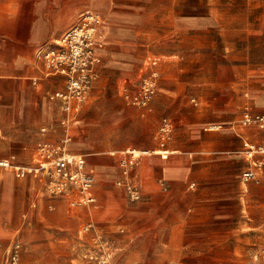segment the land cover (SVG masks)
Instances as JSON below:
<instances>
[{
  "label": "crops",
  "instance_id": "0c3cea01",
  "mask_svg": "<svg viewBox=\"0 0 264 264\" xmlns=\"http://www.w3.org/2000/svg\"><path fill=\"white\" fill-rule=\"evenodd\" d=\"M139 1L0 0V155L9 156L6 159L16 165L34 166L38 156V146L43 143L56 144L65 135V129L59 123L62 116L59 104L49 99L50 94L64 89L65 79L61 76H48V70L39 58L38 52L49 49L54 43L59 42L65 33L78 26L83 13L93 12L104 22V47L97 50L100 60L110 63L119 61L123 71L134 68V63L131 62L135 59L134 56L115 53L114 57L106 54L104 48H111L121 41H126L127 38H133L135 41L143 38L141 31L138 30L143 13ZM178 5V1L173 0L166 17L170 35L193 33L195 30L209 32L214 26H218L222 28L221 34L224 37L231 33L232 28L235 35H237V28H241L248 30L255 37L258 35L264 37V0H249L244 10L247 14L243 19L241 17V24L237 21V25L233 26L229 22L218 23L219 21L211 14L209 0H206V16L199 18L178 17ZM106 23L107 31H105ZM127 27L133 30L129 31ZM102 62L97 68L101 79L106 66V62ZM160 62L158 58H148L145 62V70L161 74L159 72ZM233 72L237 78L236 64L233 65ZM226 93L229 95L227 101L213 106V109L208 106L209 111L216 114L214 121L210 122L209 116H203L207 123L193 121L186 125L185 132L189 136V143L180 144L172 151L166 150L169 156L164 157L165 159L156 154V151L160 149H154L157 147L155 142L158 141V135L153 138L154 142H148L147 148L151 149L128 148L121 152H111L109 155L108 151L100 152L92 141V131L76 125L78 122L86 123L88 120L83 113L92 97L90 96L77 114V120L71 128L73 141L69 149L74 154L84 156H86L85 150L90 152L98 177L91 191L92 195L95 198L98 195L100 201L103 197L101 195H105L110 199L111 205L102 216L103 219L100 220L92 215L91 210L103 211L106 208L103 201L100 207L96 205L98 201L96 198L95 205L72 208L71 203L78 200L79 195L73 193L61 196L67 203L71 217L76 218V222L77 219L82 220L81 229L86 223L94 222L96 230L111 242L113 247H116L127 263L136 261L138 255L132 246V233L130 235L119 233L121 224L118 220L123 212L122 207L130 208V206L125 204L123 193L112 188L110 182L117 175L116 169L112 168L117 167L113 164L115 158H118L119 162L121 154L127 150L150 151L153 154L142 157L135 165L140 167L138 170L139 184L145 193L153 196L159 191V181L167 182L170 207V218L157 217L153 222L154 232L159 241L155 248L154 264H176L178 261L180 264H237V250H244L245 246L238 245L239 248H237V227L228 231L224 228L229 219H237L235 167H237V162H243L246 164V171L250 167V162L246 157L244 161L241 153L237 154V131L231 125L235 121V116L232 115V104L237 105V98L231 91ZM249 93L258 96L264 93V87L254 82L250 86ZM222 94L225 95V92ZM254 99L247 98V101L256 108L264 109V104H257ZM153 108L149 112H152ZM139 109L143 110L142 115L145 116L148 109ZM201 125L209 127L220 125V128L214 126L212 129L200 130ZM225 135H233L234 142L229 144L221 142L220 139ZM240 136L244 144L264 142V131L257 127L242 131ZM85 145H89L91 149L89 150ZM13 149L17 150L15 154L12 152ZM86 159L87 167H89L87 156ZM230 166L234 167L232 176L226 175ZM166 170L171 171L168 178ZM223 171L225 174H221ZM33 178L44 183L42 179L35 176ZM231 179H233L232 182ZM253 184L257 185V192L262 194V197H259L255 203L254 218L248 214L249 202L246 201ZM246 186L243 193L245 211L242 210L241 213L245 214V218H249L247 224L251 225V228L244 232L250 233L254 237L253 240L257 241L264 237L262 234L264 232V170L259 182L252 181ZM152 199L148 202L151 208L156 205L155 196ZM151 214L155 213L151 212ZM167 218L169 219L168 224L164 223ZM63 225L65 228L74 227L69 220H65ZM2 229L5 232L3 237H5L9 231L5 227ZM192 235L194 237H191ZM78 236L80 243H84L89 238L83 235L81 230ZM166 236L168 243L164 245L162 243ZM262 247L264 245L251 248L249 255L253 250ZM166 249L171 250L174 257H167L164 254Z\"/></svg>",
  "mask_w": 264,
  "mask_h": 264
},
{
  "label": "rangeland",
  "instance_id": "374dc122",
  "mask_svg": "<svg viewBox=\"0 0 264 264\" xmlns=\"http://www.w3.org/2000/svg\"><path fill=\"white\" fill-rule=\"evenodd\" d=\"M172 1H139L143 13L138 30L141 31L143 38L138 41L127 38L126 41H121L111 48H104L106 54L111 56L115 53L134 56L135 59L131 60L134 68L123 71L119 61L110 63L103 60L104 63L106 62L104 75L94 84L90 93L92 97L83 113L88 120L86 123L78 122L76 125L92 131L93 143L100 149V152L108 151L109 155L111 152H121L128 148L151 149L147 148L148 142H154L153 138L158 135L163 121L169 119L174 123L173 132L164 148H161L160 143L156 141L157 147L154 149L172 151L180 144L189 143V136L185 132L186 125L193 121L207 123L203 116H209L210 122L214 121L216 114L209 111L208 106L213 109V106L227 101L229 95L226 92L231 91L237 98V105L232 104V115L235 116V121L231 125L237 131V154L241 153L245 161L244 140L240 135L242 131L254 129V127L243 126L244 114L246 112L253 115L264 114V109L256 108L247 101V98L256 97L254 100L257 104H264V93L258 96L249 93L250 86L254 82L264 87V37L260 35L255 37L248 30L241 28H237V35L232 28L231 33L224 37L221 34L222 28L218 26H214L209 32L195 30L193 33L170 35L166 17ZM177 1L179 3L178 17L206 16V0ZM209 1L211 14L219 21V24L229 22L233 26L237 25V21L241 24V17L243 19L247 14L244 10L249 0ZM105 29L107 31V23ZM127 29L133 30L131 27ZM175 56L178 58H174ZM148 58L161 60L159 65L161 80L158 96L154 98L150 106L154 108L152 112H149L151 108L147 107L148 111L143 116V110L129 103L125 96L127 93L137 95L142 80L150 74L145 70V62ZM234 64L237 65V78L233 72ZM98 81L100 82L94 89ZM236 82L237 89L235 90ZM222 92H225V95ZM214 126L220 128V125H211V127L201 125L200 130L212 129ZM220 141L229 144L234 142V138L233 135H225ZM85 147L91 149L89 145ZM16 151L13 149L12 152L15 154ZM84 154L88 157V170H94L90 152L85 150ZM8 157L0 155V159ZM113 164L117 166L112 167L116 169L117 175L111 180L110 185L123 193L125 204L130 206V208L127 207L128 209L126 206L122 207L123 212L118 220L121 224L119 233L122 235L132 233V246L137 251L138 257L136 261L127 263L116 247L108 241L112 246L110 249L111 263L154 264L155 248L159 241L154 232L153 222L157 217L170 218L169 185L167 182L159 181V191L150 196L139 184L138 170L140 167L134 166L131 170V179L140 189L141 197L133 202L124 188L118 186V182L122 179L118 158L114 159ZM245 165L243 162H237V167H235L237 219H229L224 229L228 231L237 227V248H239L238 245L245 246L244 250H237V264H254L249 250L264 245V237L254 241L250 233L244 232L251 228V225L247 224L249 218H245V214L241 213L242 210L245 211L243 193L246 187L243 186L242 181ZM233 169L234 167L230 166L226 175L232 176ZM2 171L0 170V264H4L6 252L14 243H19L22 247L20 264H98L95 260H89L92 259L91 256H95L90 253V239L87 238L84 243L79 241L78 232L81 230L82 220L77 219L76 222V218L71 217L63 198L53 196L45 183L35 180L33 185L31 179L33 176H29L28 180L27 178L17 179L12 171ZM170 173L171 171L166 170L167 178ZM256 188L257 185L253 184L246 198L249 202L248 214L252 218H254L255 203L259 197H262ZM101 196H103L101 201L106 208L103 211L91 210L92 215L100 220L103 219L102 216L111 205L108 197L103 194ZM154 196L156 205L151 208L148 202L153 200ZM96 198L98 199L96 205L102 206L98 195ZM55 199L58 201H54ZM65 220L71 221L74 227H63ZM164 223L168 224L169 219L167 218ZM1 226L9 231L5 237H3L5 232ZM262 234L264 235V232ZM166 243H168L167 236L162 244ZM164 254L169 258L174 257L169 249H166ZM178 262L176 264H180Z\"/></svg>",
  "mask_w": 264,
  "mask_h": 264
},
{
  "label": "built area",
  "instance_id": "2783aa9c",
  "mask_svg": "<svg viewBox=\"0 0 264 264\" xmlns=\"http://www.w3.org/2000/svg\"><path fill=\"white\" fill-rule=\"evenodd\" d=\"M102 26L103 20L99 16L93 12H85L81 15L78 26L65 33L61 40L49 49L38 52L39 58L48 70V76H61L65 79L64 89L49 95L52 102L59 104L62 114L59 123L65 129V135L60 142L40 144L36 163L29 168L16 165L7 159H0V169L10 170L20 179L35 176L44 180L53 196L78 194L80 198L71 203L72 208L92 206L97 201L91 192L97 181L94 170H88L86 156L72 153L69 147L73 141L72 125L99 79L97 68L101 60L97 50L102 47L97 37ZM159 81L160 74L156 71L151 72L142 80L137 95L127 93L126 100L138 108L149 107L158 93ZM242 124L247 128L257 127L264 131V115H252L246 112ZM173 129L172 121L165 119L158 134L161 148L166 146ZM151 154L153 152L138 150H127L121 154L119 165L122 179L118 182V186L124 188L133 202L138 201L141 195L139 188L131 179V170L139 159ZM244 155L250 162V167L243 173L242 181L245 184L252 181L259 182L264 170V142L261 144L246 142ZM81 233L89 237L90 253L95 254L89 256L92 258L89 260H95L98 264H112L110 252L112 246L96 230V224L86 223ZM21 251L22 247L19 243L12 244L6 252L4 264H20ZM251 257L255 264H264V247L253 250Z\"/></svg>",
  "mask_w": 264,
  "mask_h": 264
},
{
  "label": "bare ground",
  "instance_id": "6f19581e",
  "mask_svg": "<svg viewBox=\"0 0 264 264\" xmlns=\"http://www.w3.org/2000/svg\"><path fill=\"white\" fill-rule=\"evenodd\" d=\"M104 23V22H103ZM97 41L99 42V44H100V46L102 47V49H103V47H104V29H103V26H102V28H101V31H100V34H99V36L97 37ZM168 151H166V150H164V149H160V150H157L156 151V154L157 155H161V156H163V157H168V153H167ZM165 159V158H164ZM25 168H29V167H25ZM8 171H10V170H8ZM94 172H95V175H96V177H97V173H96V171L94 170ZM27 177H25V178H23V179H26ZM97 180H98V177H97ZM21 183V182H20ZM32 183L34 184L35 183V180H34V178H33V180H32ZM20 185V184H19ZM243 186L244 187H246L247 188V186H246V184L245 183H243ZM247 191V190H246ZM98 207V206H97Z\"/></svg>",
  "mask_w": 264,
  "mask_h": 264
}]
</instances>
